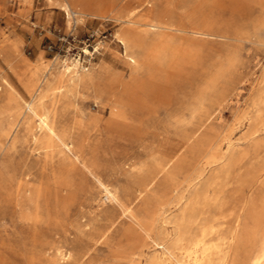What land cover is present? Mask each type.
<instances>
[{
	"label": "rangeland",
	"instance_id": "1",
	"mask_svg": "<svg viewBox=\"0 0 264 264\" xmlns=\"http://www.w3.org/2000/svg\"><path fill=\"white\" fill-rule=\"evenodd\" d=\"M152 2L0 0V264H264V0Z\"/></svg>",
	"mask_w": 264,
	"mask_h": 264
},
{
	"label": "bare ground",
	"instance_id": "2",
	"mask_svg": "<svg viewBox=\"0 0 264 264\" xmlns=\"http://www.w3.org/2000/svg\"><path fill=\"white\" fill-rule=\"evenodd\" d=\"M146 2L149 5L148 10L152 13L155 10V4L152 2V0H146ZM137 31L134 32V30H126L122 33V39L123 41L126 42H133L136 44H140L141 43V35H139L138 33H136ZM142 34V32L140 33ZM119 35V34H118ZM121 41V40H120ZM72 66H67L63 72H61L63 74V76L67 77L68 80H70V82H75V81H79L82 78V74L79 73L78 71L76 72V77L72 78L75 74L73 75H69L71 73ZM22 82H24L27 85H32L33 82V78L32 75L29 73H25L24 77L21 78ZM62 90V89H60ZM36 114H38L35 111ZM40 116V126H47L51 129V126L48 122V114L45 112ZM37 131V130H36ZM41 131V130H40ZM15 132V131H14ZM61 141V140H60ZM64 144L67 146V143L64 142ZM195 159V158H194ZM150 184V183H149ZM105 191H106V199H111V198H116L115 193H113V191L107 186L104 185ZM176 192V191H175ZM245 207V206H244ZM240 220L238 219V223L239 224ZM139 224V223H138ZM104 231L99 233V237H101L103 235ZM234 246L237 248L238 246V241L233 242ZM255 245L256 244H248L247 246H245L244 248V253L243 256L241 258V264H262V261L259 259V257H254V252H255ZM190 264H213L211 260L208 259V254H204L203 256H197L195 258V260L193 262H191Z\"/></svg>",
	"mask_w": 264,
	"mask_h": 264
}]
</instances>
